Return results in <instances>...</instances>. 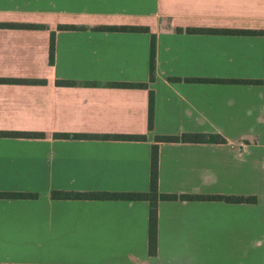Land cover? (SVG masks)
I'll return each mask as SVG.
<instances>
[{
  "label": "crops",
  "instance_id": "obj_1",
  "mask_svg": "<svg viewBox=\"0 0 264 264\" xmlns=\"http://www.w3.org/2000/svg\"><path fill=\"white\" fill-rule=\"evenodd\" d=\"M0 23L39 26L0 28V132L45 135L0 136V192L37 195L0 199V264H264V36L187 32L264 31V0H0ZM188 133L226 142L156 141ZM156 145L161 193L258 202L161 201L150 256L148 202L52 199L148 192Z\"/></svg>",
  "mask_w": 264,
  "mask_h": 264
},
{
  "label": "trees",
  "instance_id": "obj_2",
  "mask_svg": "<svg viewBox=\"0 0 264 264\" xmlns=\"http://www.w3.org/2000/svg\"><path fill=\"white\" fill-rule=\"evenodd\" d=\"M37 25L31 24H15V23H0V28L7 29H32L38 28ZM59 30H78L81 27L74 25H61ZM101 30L122 32H149L148 28L127 27V26H111L102 27ZM191 34H223V35H236V36H264L262 30H220V29H187ZM52 43L50 51V63L53 65L55 61V33L52 34ZM155 37L152 38V52L150 61V73L151 79L155 76L156 71V41ZM221 83H236L255 85L260 84V80H231L221 81ZM2 82V81H0ZM6 83H18L21 81H5ZM34 84H44V81L24 82ZM58 85H72L71 82L57 81ZM113 86H120L125 88H145V84H130L121 83L113 84ZM148 129L152 131L155 123V97L154 93L150 92L149 99V113H148ZM0 136L3 137H26V138H42L45 135L38 132H0ZM62 139L78 138L71 134H57ZM109 139L115 141H139L145 140L146 136H133V135H114ZM156 141L158 143H225L226 140L219 134H183L180 136H157ZM36 194L30 193H3L0 192V199H36ZM52 199L54 200H106V201H146L150 205L149 211V237L148 247L150 256H156L158 253V208L161 201H192V200H209V201H222L233 204H256L258 199L256 196H194V195H176V194H163L159 190V149L158 146H153L152 160H151V178L150 189L148 192H66V191H54L52 193Z\"/></svg>",
  "mask_w": 264,
  "mask_h": 264
}]
</instances>
